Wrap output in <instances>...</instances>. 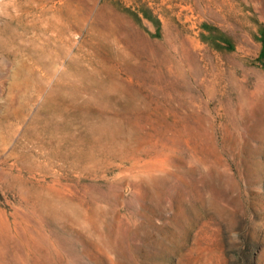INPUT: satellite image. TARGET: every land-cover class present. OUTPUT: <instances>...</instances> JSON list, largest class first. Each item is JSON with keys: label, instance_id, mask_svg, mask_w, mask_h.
Masks as SVG:
<instances>
[{"label": "rangeland", "instance_id": "obj_1", "mask_svg": "<svg viewBox=\"0 0 264 264\" xmlns=\"http://www.w3.org/2000/svg\"><path fill=\"white\" fill-rule=\"evenodd\" d=\"M261 29L264 0H0V264H264Z\"/></svg>", "mask_w": 264, "mask_h": 264}, {"label": "trees", "instance_id": "obj_2", "mask_svg": "<svg viewBox=\"0 0 264 264\" xmlns=\"http://www.w3.org/2000/svg\"><path fill=\"white\" fill-rule=\"evenodd\" d=\"M260 44L261 48L259 52L258 61L264 66V29H261L260 31ZM230 48L232 49L233 47L231 46Z\"/></svg>", "mask_w": 264, "mask_h": 264}]
</instances>
